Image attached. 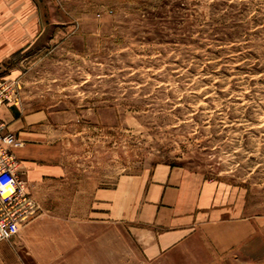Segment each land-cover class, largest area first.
<instances>
[{"label": "rangeland", "instance_id": "374dc122", "mask_svg": "<svg viewBox=\"0 0 264 264\" xmlns=\"http://www.w3.org/2000/svg\"><path fill=\"white\" fill-rule=\"evenodd\" d=\"M29 7L35 26L25 48L0 61V78L15 86L1 107L59 144L63 179L31 188L20 180L46 234L81 240L83 232L92 256L25 257L30 219L1 241L13 264H141L137 253L150 235L137 228L150 215L125 208L141 199L132 181L144 193L171 171L229 189L255 222L246 255L213 263L264 264V0H30Z\"/></svg>", "mask_w": 264, "mask_h": 264}, {"label": "crops", "instance_id": "0c3cea01", "mask_svg": "<svg viewBox=\"0 0 264 264\" xmlns=\"http://www.w3.org/2000/svg\"><path fill=\"white\" fill-rule=\"evenodd\" d=\"M29 1L0 0V61L23 50L28 42L25 38L35 26L30 22ZM0 120L5 123L6 131L21 142L13 153L22 181L31 188L45 180L65 177L59 144H47L43 130L33 127L29 117L15 116L14 110L1 107ZM178 176L171 171L164 184L148 183L147 188L144 185V193L140 183L132 181L134 193H140L141 199L128 202L125 208L129 212L133 209L143 218L146 213L150 215L137 228L150 235L149 241L144 242L147 247L137 253L141 264H214L213 261L227 253L239 251L246 255L254 245L256 226L253 219L242 214L236 194L220 184L193 176ZM102 194L109 193L102 191ZM101 204L110 207L106 200ZM43 208L37 204L38 210ZM30 219L25 226V257L77 259L92 256V241L88 240L87 234L82 232L81 240L72 233H66V240L59 239L46 234L45 219L40 211ZM138 220L134 219L135 225ZM72 221L79 223L75 219L69 220ZM80 222L87 224L89 221ZM0 264H13L10 250L3 242H0Z\"/></svg>", "mask_w": 264, "mask_h": 264}, {"label": "built area", "instance_id": "2783aa9c", "mask_svg": "<svg viewBox=\"0 0 264 264\" xmlns=\"http://www.w3.org/2000/svg\"><path fill=\"white\" fill-rule=\"evenodd\" d=\"M14 90L13 82L7 83L0 78V108L11 102ZM20 146L21 142L6 131L5 123L0 120V242L16 236L35 211L26 185L18 176V161L13 149Z\"/></svg>", "mask_w": 264, "mask_h": 264}]
</instances>
